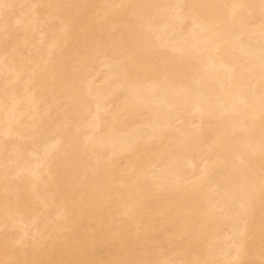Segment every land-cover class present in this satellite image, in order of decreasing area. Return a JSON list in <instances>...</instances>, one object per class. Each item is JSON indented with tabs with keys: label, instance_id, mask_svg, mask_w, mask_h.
I'll return each mask as SVG.
<instances>
[{
	"label": "bare ground",
	"instance_id": "bare-ground-1",
	"mask_svg": "<svg viewBox=\"0 0 264 264\" xmlns=\"http://www.w3.org/2000/svg\"><path fill=\"white\" fill-rule=\"evenodd\" d=\"M0 264H264V0H0Z\"/></svg>",
	"mask_w": 264,
	"mask_h": 264
}]
</instances>
